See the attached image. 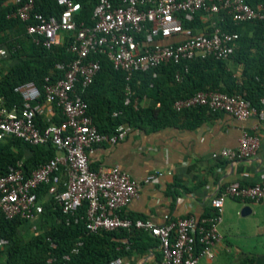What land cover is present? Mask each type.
<instances>
[{
	"label": "built area",
	"instance_id": "1",
	"mask_svg": "<svg viewBox=\"0 0 264 264\" xmlns=\"http://www.w3.org/2000/svg\"><path fill=\"white\" fill-rule=\"evenodd\" d=\"M6 1L13 6L8 16L24 23L25 33L34 43L50 48L66 42V51L72 58L56 63V69L63 73L54 81L46 77L42 91L32 81L18 84L14 90L22 97L21 105H6L0 97V142L16 137L32 145L50 143L56 151L54 157L28 176L23 172L21 160L8 167L0 176V213L9 219L36 220L43 209L36 189L45 184V197L52 198L61 207L66 223L84 220L88 233L136 229L155 238L161 257L154 264H198L201 258L213 259L222 239L219 225L225 200L264 203V182H230L211 198L209 215L189 214L164 224L128 216L124 213L125 206L138 195L141 183L119 165L91 168L89 155L98 144L123 140L132 127L122 123L113 133L98 131L80 89L93 81L101 69L97 56L103 55L114 69L125 73L124 104L137 108L139 102L137 98L132 100L131 87L135 72L173 63L181 66L175 72V79L181 81L182 71H188L191 60L229 59L239 34L221 30L216 25L218 14L223 11L236 23L262 20L264 3H251V0H118L116 3L98 0L91 13L92 23H88L78 20L81 5L75 0H56L62 7L58 14L37 10L35 0ZM197 15L206 22L202 29L184 26V22L194 21ZM8 54V47L0 45V58ZM156 74L154 71L152 76ZM43 102L60 110L62 120L40 127L36 117L42 114ZM198 107L206 108L209 113H227L239 120L250 116L264 120V97L260 98L258 106L253 105L245 91L199 90L172 103L176 111ZM259 144V136L244 129L236 148H221L213 152L212 157L229 161L249 158L256 153ZM162 175L163 171L152 173L142 183L155 181ZM121 239L128 246L127 237ZM7 243V239L0 238V246ZM81 244L79 240L71 252H77ZM109 264L129 262L118 256Z\"/></svg>",
	"mask_w": 264,
	"mask_h": 264
},
{
	"label": "trees",
	"instance_id": "2",
	"mask_svg": "<svg viewBox=\"0 0 264 264\" xmlns=\"http://www.w3.org/2000/svg\"><path fill=\"white\" fill-rule=\"evenodd\" d=\"M75 1L81 5L78 20L92 23L91 13L98 0ZM259 1L264 3V0H251V3ZM35 7L44 14H58L62 9L56 0H35ZM12 9L11 4L2 0L0 37L8 32L12 37L0 45H6L8 56L17 62L5 68L2 65L3 58H0V97L6 105H21L22 97L14 90L18 84L32 81L42 91L43 84L47 82L46 77L54 81L62 75L63 71L56 69V63L69 61L72 55L66 51V42L50 48L34 43L25 33L24 23L18 18L8 16ZM217 17L216 25L221 30L239 34L230 58L242 65L240 76L234 75L225 60L214 57L189 61L188 71H182L181 81L175 79V72L181 66L173 63L137 71L131 80L132 100L137 98L139 102V106L135 108L132 104H124L125 73L114 69L105 56L99 55L97 57L100 59L101 69L87 87L80 89L83 100L88 104V114L98 131L113 133L122 123H127L132 128L148 126L158 129L172 123V119L174 121L179 115L193 111L205 112L204 107L182 111L172 108L175 99L199 90H220L227 93L245 91L250 102L258 106L260 98L264 97V19L236 23L223 11ZM205 25L206 22L198 15L194 21L184 22V26L196 29H202ZM245 28L248 29L247 33L244 32ZM154 71L157 73L155 77L152 76ZM144 96L150 97L154 103L140 106V99ZM43 99L44 96L40 100ZM55 109L58 113L52 120L59 122L62 115L60 110L56 107ZM113 112L118 113L114 116ZM36 120L42 128L47 124L41 120L40 115H37ZM55 153V148L50 143L32 145L16 137H7L0 142V176L18 160H21L23 172L28 176L40 164L54 157ZM90 165L96 169L91 163ZM46 190L45 184L36 189L43 206L36 220L31 222L19 217L9 219L0 213V238L8 241L0 246V264H105L132 250L145 253L156 240L146 232L136 229L88 233L84 220L66 223L61 207L52 198L45 197ZM83 210L84 207L80 209ZM209 214L211 211L204 213ZM122 237H127L128 246L115 240ZM79 240L82 244L77 252L72 253L71 249ZM67 254L69 257L64 258ZM237 264L254 263L245 258Z\"/></svg>",
	"mask_w": 264,
	"mask_h": 264
},
{
	"label": "crops",
	"instance_id": "3",
	"mask_svg": "<svg viewBox=\"0 0 264 264\" xmlns=\"http://www.w3.org/2000/svg\"><path fill=\"white\" fill-rule=\"evenodd\" d=\"M225 62L235 76H240V63L232 58ZM153 103L148 96L140 99V106ZM57 113L52 104L43 102L40 115L43 122H54L52 119ZM244 129L259 136V148L254 155L233 161L212 157V153L221 148H236ZM89 159L96 168L119 165L132 179L141 183L138 195L125 206V214L164 224L189 214L212 212L211 198L232 181L242 184L264 182V120L256 116L239 120L223 112L193 111L179 115L174 121L172 119V123L158 129L148 126L132 128L123 140L115 144L94 146ZM159 171L164 175L155 181L142 183L146 176ZM244 206L250 207L248 214H262L264 218V203L226 199L219 225L222 239L216 246L215 257L211 260L201 258L198 264H218L222 241L225 239L230 244L232 220L241 215ZM115 240L125 244L121 238ZM160 257L157 240L145 253L132 250L122 256L129 264H154Z\"/></svg>",
	"mask_w": 264,
	"mask_h": 264
},
{
	"label": "rangeland",
	"instance_id": "4",
	"mask_svg": "<svg viewBox=\"0 0 264 264\" xmlns=\"http://www.w3.org/2000/svg\"><path fill=\"white\" fill-rule=\"evenodd\" d=\"M247 31L248 29L245 28L244 32ZM11 37L12 34L9 32L4 33L0 37V43L3 44L2 42L10 40ZM1 60L5 68L17 62L10 56ZM261 215H236L233 218V236L230 244L225 239L222 241L223 247L219 251L218 264H237L245 258L254 264H264V218Z\"/></svg>",
	"mask_w": 264,
	"mask_h": 264
},
{
	"label": "water",
	"instance_id": "5",
	"mask_svg": "<svg viewBox=\"0 0 264 264\" xmlns=\"http://www.w3.org/2000/svg\"><path fill=\"white\" fill-rule=\"evenodd\" d=\"M251 211L249 206H244L241 210V215L244 216L246 214H248Z\"/></svg>",
	"mask_w": 264,
	"mask_h": 264
}]
</instances>
